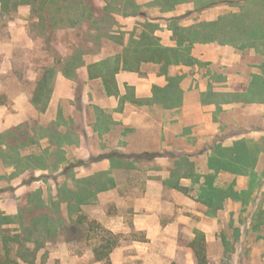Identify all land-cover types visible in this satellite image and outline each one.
Returning a JSON list of instances; mask_svg holds the SVG:
<instances>
[{
	"label": "rangeland",
	"instance_id": "rangeland-1",
	"mask_svg": "<svg viewBox=\"0 0 264 264\" xmlns=\"http://www.w3.org/2000/svg\"><path fill=\"white\" fill-rule=\"evenodd\" d=\"M153 1H137L146 17L117 16L120 28L112 29L122 33L123 45L109 39H105L102 44L95 41L91 43V38L82 32V28L53 29L51 26H43L31 6L7 11L0 4V102L4 103L0 105V129L8 115L17 114L16 101L23 97V105L27 102L25 100L31 95L34 82L43 69L52 66L59 57L71 54L76 48L86 52L87 62L121 53L131 34L135 30L137 34L140 33V24L147 22V19L160 23L161 30L156 34L161 38L162 45L173 46L175 42L172 40V32L168 30L165 20L168 17L180 13V16L185 17L181 21L182 25L191 26L205 19L239 11L236 6L225 2H217L215 6L218 8L199 11L195 8L197 3L186 0L178 4L180 8L161 12L160 6H148ZM95 3L103 6L105 0H95ZM223 46L244 53L245 56L237 66L227 68V72H237L244 79H231V84H227L226 79L221 85L223 89L218 91L216 88L220 85H216V78L202 75L201 79L209 84V88L201 98L192 92L189 101H217V107L213 113L214 125L206 128L207 132H199L194 140L175 141L170 138L174 147L164 148L168 139H161L158 133L161 116L139 113L136 118L126 120L125 123L122 122L123 118H114V113L124 111V105H113L112 109L99 111L95 105L90 104L87 111L84 109L79 114L68 103L70 100H61L65 116L53 122L60 124L58 131L62 133L73 128L76 130L68 133L69 138L62 148L51 150L43 162L34 161L32 169H29L26 161L19 164L12 160L14 164H7L0 158V212L15 216L14 223L0 225V231L6 230L10 234L17 231L26 239L29 235L25 234L24 225L31 227V219L40 213L65 219L63 226H67L66 230L51 238L41 240L35 234L31 242H24V247L13 243L11 258L20 264H30L29 260L34 258L32 252L35 251L34 264H92L82 258L87 253H93L100 239L102 232L96 225L99 223L120 234V245L115 250L125 247L121 255V258L125 257L124 263L126 259L134 257L140 264H194L193 259L196 258L190 243L195 237L196 226H213L216 223L220 230L216 240L207 243L208 264H264V226L254 228L256 217L264 211V103L246 101L244 96L252 75L259 71L261 56L252 49L242 50L228 44ZM194 58L199 65H206L208 69L209 63L204 64L197 57ZM86 69L87 66H83L76 71L75 76L67 78L81 96L80 100L75 98L73 101H83V98L90 101L108 97H112V101L118 99L119 96L103 93L99 80L88 81ZM59 74L62 73L58 72L57 76ZM187 85L190 87V83ZM193 85L191 83V87ZM126 91L130 101L129 97H132L134 91L129 88ZM176 98L179 99V96ZM231 102L236 103L231 108L222 105ZM72 113L75 115L74 121L69 119ZM217 115L221 120L217 119ZM30 122L33 126L36 122L41 123L36 119L27 123ZM41 124L47 128L51 122ZM22 133L19 132L20 138L27 140L28 135ZM84 136H87V141ZM240 141H246L254 164L241 172L225 169L222 167L223 157L226 159L233 154L235 144ZM48 142L44 138L40 144H28L22 152L26 155L40 154L48 148ZM180 147L186 148V152H175L174 148ZM116 156L126 158L117 160ZM162 157L167 159L163 160ZM56 164L57 168H53ZM40 165L46 167L43 169ZM73 165L72 170H65V167ZM100 174L103 178L100 176L99 179L111 177L114 185L108 184L106 190L79 202L76 197L77 180L89 176L97 178ZM207 177L214 178L213 183L218 187H233L241 198H227L223 208L217 210L209 208L199 197ZM65 191L71 196L69 202L79 207L76 212L70 213L68 200H62L66 197ZM146 214L148 218L145 224L152 229L157 226L171 227V232L165 237L167 241L177 243V250L156 249L145 231L136 230L137 216L143 217ZM18 215L23 216V219L20 218L22 221ZM72 221H82L78 233L73 232L77 225L72 226ZM154 235L164 236L159 233ZM37 240L44 244L38 250ZM135 244L137 246L134 247ZM1 249L0 242V264L5 255Z\"/></svg>",
	"mask_w": 264,
	"mask_h": 264
},
{
	"label": "trees",
	"instance_id": "trees-1",
	"mask_svg": "<svg viewBox=\"0 0 264 264\" xmlns=\"http://www.w3.org/2000/svg\"><path fill=\"white\" fill-rule=\"evenodd\" d=\"M138 0H105L103 6L95 3V0H0L3 9L7 11L17 10L21 6H31L33 12L40 24L45 27L51 26L53 29H74L82 28V32L93 41L102 44L105 39L113 40L120 45L124 44V36L113 30L119 27L118 17H129L137 15H145L141 12ZM186 0H155L148 6H160L161 12L174 10L176 6ZM197 3V9L202 11L206 8L213 7L217 2H225L236 6L239 11L227 15H221L214 21H200L191 26L182 25L181 21L184 15L168 17L166 25L168 30L172 32V40L175 42L173 46H164L161 38L156 34L161 30L160 23L148 20L140 24L141 32L137 34L136 30L132 33L128 43L125 45L121 53L104 57L99 60L87 62L85 60L86 52L83 49L76 48L71 54L59 57L52 66L43 69L39 79L34 85L31 101L36 109L42 114L46 113L50 100L52 98L55 82L58 72L62 73L66 78L70 79L75 76L76 71L87 66L89 79H100L104 90L108 96H121L120 87L117 76L122 71L136 72L143 74V67L146 64L159 67V75H165L168 85L165 88L154 86L153 97L150 99H135V93L131 98L132 101L140 102V104H150L152 101H180L182 91L180 82L182 76H170L169 68L176 65L194 66L200 64L193 56V47L197 43H218L220 45H234L238 49H252L261 56V62L258 65L259 71L252 75L250 86L244 95L246 101H255L264 103V0H191ZM112 9V10H111ZM146 17V15H145ZM85 28V29H84ZM120 28V27H119ZM126 88L131 89L128 85ZM179 96V99L176 98ZM128 94L121 96V101H125ZM76 99L80 100L81 96L76 94ZM179 103V102H178ZM4 103L0 102V105ZM77 111L82 112L83 101H76ZM60 118V115H59ZM59 123L51 122L46 128L43 124L36 122L33 126L32 122L20 124L0 133V158L4 159L7 164H22L26 161L29 169L36 160L43 162L44 157L49 155L51 150L62 148L63 143H67L68 133L75 132L71 130L58 131ZM45 127V128H44ZM19 132L28 135V139L20 138ZM22 133V134H23ZM44 138L49 140L48 148L42 153L23 154L22 150L28 144L37 145ZM67 139V140H66ZM30 140V141H29ZM236 150L224 160L222 167L229 170L241 172L245 168H249L254 164V158L248 153L246 141H240L235 144ZM51 154V153H50ZM114 158V157H110ZM122 160L126 157H118ZM222 162V161H221ZM57 163H59L57 159ZM58 164L53 168H57ZM40 165V168H45ZM73 166L65 167V170H72ZM32 169V168H31ZM103 174V173H102ZM95 176H89L84 179L77 180V194L79 202H84L86 198L93 196L97 192L106 190L107 185H114L113 179L104 176L99 179ZM103 178V177H102ZM39 178L35 179L38 180ZM95 179V180H94ZM212 177H207L201 186L200 201L211 209L223 208V204L227 198H241V195L231 188H221L214 185ZM180 190L183 187L176 185ZM82 191H84L83 194ZM79 192V193H78ZM87 193V194H86ZM65 198L68 200L69 212L79 210L77 205L69 202L71 196L65 191ZM19 219L22 215L17 216ZM53 215L40 213L31 219V227L24 225L28 238L24 239L20 232L10 234L6 230L0 231V242L5 252L2 264H20L19 261L11 258L13 251V243L23 246L24 242H31L34 235L43 238L57 236V234L66 230L67 226H63L65 219L52 218ZM23 219V218H22ZM22 219H20L22 221ZM15 216L4 215L0 212V225L14 223ZM72 226L77 225V229L73 232L78 233L82 221H72ZM96 224V223H95ZM97 228L101 230V236L98 243L93 248L94 261H103L105 264H112L111 254L120 245V234L114 233L112 230L102 227L99 223ZM264 226V211L259 212L254 223V228ZM61 229V231H59ZM88 230V229H87ZM26 234V235H27ZM195 237L190 243L197 258L198 264H208L207 256V239L206 234L200 229L194 230ZM40 240L36 241V250L43 248ZM24 247V246H23ZM31 253V252H30ZM30 264H34L36 252H32Z\"/></svg>",
	"mask_w": 264,
	"mask_h": 264
},
{
	"label": "crops",
	"instance_id": "crops-1",
	"mask_svg": "<svg viewBox=\"0 0 264 264\" xmlns=\"http://www.w3.org/2000/svg\"><path fill=\"white\" fill-rule=\"evenodd\" d=\"M180 7L181 6L178 5L176 8ZM215 8H218V6L214 5L211 9ZM189 9L193 10V7H190ZM172 16H180V13ZM217 19L218 18L212 17L205 20L214 21ZM193 55L197 57L200 61L204 62V64L209 63L208 69L205 67L206 65L203 64H196L194 66L176 65L171 66L169 68L170 76H182V80L180 82V89L183 92L182 101H152L150 104H140V102L132 101L131 99L130 101H128V98L126 99V101H119L121 99V96H125V94H127L126 85L133 89L135 93V99L139 100L148 98L151 99L153 97V87L155 85L162 88H165L168 85V80L166 76L159 75L158 66L146 64L143 67V74L128 71H122L118 74L117 79L121 92V96H119L117 99L118 101L116 99L112 101V97L101 98L99 99V101H90V99L86 100L85 98H83L82 111L84 109L85 111H87V108L90 104L95 105V109L99 111L101 109L107 108L112 109L113 105L116 107L121 104L125 106L124 111H118L117 113H114V118H116V120H121L123 118L122 122L125 121V123L126 120L129 121L133 117L136 118L139 113H144L147 116H161L162 121H160L159 123L160 129L158 133L161 139H168V143L164 144V148L169 149L174 147V143H170V138H173L175 141H180L182 139L188 141L194 140V138L198 137L199 132H207L206 128H211L212 124L214 125L215 118L213 117V113L216 110L217 101H189L190 94L193 92V94H198L199 98H201L202 95L207 92L209 84L203 82V79H201L202 75L207 76V78H216L218 82H216V85H220L216 88L218 91H220V89H223V86L221 85L226 82V79L227 84H231V79L234 78L241 77L242 79H244V76H241L237 72H227V68L231 66H237L239 62L242 61L245 55L243 52H239L236 49H231V47L229 46H223L218 43L195 44V48L193 49ZM85 72L87 74V80L93 81L89 79L88 69H86ZM39 77L40 75L34 83H36ZM95 80L100 81L103 90L102 92L105 93L102 81L100 79ZM187 82L190 83V87L187 85ZM191 83H194L192 87ZM190 88H193V91H191ZM76 94L77 89L71 86L70 81L63 74H59L57 76L55 82V89L46 113L41 115L39 114L35 105L31 101L32 93L30 96H28V99L25 100L27 102L24 105V98L21 97L16 101L17 114H10L6 117L5 121H3V127L0 129V132L6 131L20 124H25L29 121H33V119L39 120L41 123L53 122L54 120H58L60 115V119L62 120V117L64 115V109L62 104H60L61 100L62 102L64 100H70L68 101V103L71 104L74 112H78L76 101H73L76 98ZM235 104L236 103L232 102L224 104L222 103L223 107L225 108H231L235 106ZM78 113L80 114V112ZM86 115H88V113H86ZM74 116L75 115L73 113L69 115L70 121L73 120ZM217 119L221 120V117L217 115ZM210 121H212L211 124L209 123ZM127 123L129 124V122ZM239 131L245 133L243 132V129H240ZM91 132L94 134L93 130ZM88 134L90 133L88 132ZM84 139L87 141V136H84ZM186 144L187 143H185L184 145ZM174 150L175 152H186V148L182 149V147H180V149L174 148ZM161 159L166 160L167 157H162ZM94 164L95 162H93V165ZM146 218H148V214L143 217L137 216L135 220V228L138 231H145L148 234L147 237L152 240L151 243L155 244L156 249L162 248L163 250L167 249L175 251L179 248L176 242L174 243V241H167L165 237L168 232H171V227L157 226L152 229L150 226L145 224L147 222ZM196 229H200L205 232L207 243H210L211 241L216 240L215 237L220 230V226L216 225V223H214L213 226H209L207 224H200L196 226ZM154 233H159L164 236L163 238L162 236H155ZM156 239L159 241H155ZM133 246L135 247L137 246V244ZM124 248L125 247L117 249L111 254V261L113 262V264H140L139 260L136 261L134 257L126 259V263H124L123 259L125 260V257L122 256L121 258L123 250H125ZM194 258H196V256ZM82 259H84L88 263L91 262L92 264H105L103 261L95 262L94 253H87L85 254V256H83ZM180 259L179 261L181 262ZM130 260L132 262H129ZM196 260L197 258L193 259L194 264L198 263V261L196 262ZM144 264L149 263L145 262Z\"/></svg>",
	"mask_w": 264,
	"mask_h": 264
}]
</instances>
